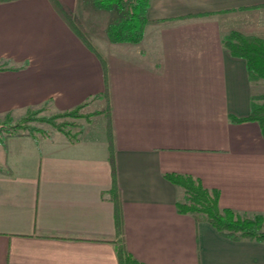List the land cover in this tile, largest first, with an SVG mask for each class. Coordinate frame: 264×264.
Listing matches in <instances>:
<instances>
[{"label":"crops","instance_id":"1","mask_svg":"<svg viewBox=\"0 0 264 264\" xmlns=\"http://www.w3.org/2000/svg\"><path fill=\"white\" fill-rule=\"evenodd\" d=\"M256 2L151 0L149 18H173L148 22L138 43L106 40L107 105L101 58L51 0L0 1V115L43 104L93 113L74 138L0 145V264H119L121 235L147 264H264V242L179 212L183 188L165 177L191 174L219 189L221 207L264 214V135L232 120L249 114L256 85L222 43L231 29L264 37L249 28L253 8L229 10Z\"/></svg>","mask_w":264,"mask_h":264},{"label":"trees","instance_id":"2","mask_svg":"<svg viewBox=\"0 0 264 264\" xmlns=\"http://www.w3.org/2000/svg\"><path fill=\"white\" fill-rule=\"evenodd\" d=\"M51 1L75 33L101 58L105 72V90L102 96L105 98L107 105H109L108 69L104 54L101 53L98 47L86 34L83 24L72 10L62 0ZM99 4L105 8H111L116 5L119 9L124 11L118 21L111 23L107 27V33L112 41L137 42L142 39L144 25L149 21L146 13L150 0H99ZM258 6H264V2L243 5L239 8ZM188 15L190 14H187V16ZM222 43L232 55L243 57L246 60L247 71L251 80L259 78L264 79L263 36L247 34L241 30L231 29L223 36ZM250 103L249 114L241 117L232 115V120L257 121L264 135V95L252 93ZM80 106H82V104L70 110H66L63 114H74ZM108 134L112 142V127L110 123L108 124ZM111 152V160H113V149H111ZM165 177L177 186L183 188V199L176 202V207L179 212L190 213L197 221H208L220 234L232 239L246 238L264 242L263 213L248 214L231 207H221L219 204V189L205 187L200 178L191 174L167 172L165 173ZM117 218L120 219L119 214ZM118 228L122 230L121 223H118ZM117 242L119 264H147L132 255L127 249L122 235L117 239Z\"/></svg>","mask_w":264,"mask_h":264},{"label":"rangeland","instance_id":"3","mask_svg":"<svg viewBox=\"0 0 264 264\" xmlns=\"http://www.w3.org/2000/svg\"><path fill=\"white\" fill-rule=\"evenodd\" d=\"M151 1V0H150ZM84 6L94 10V13L88 16L84 11H79L80 22L83 24L86 34L90 37L92 42L98 47L102 54H105L103 51V45L107 41L112 43L119 42H131L138 43L144 37L145 25L148 22L159 23L167 19H172L173 17H164L151 19L148 17L144 25L143 37L140 41H112L107 33V27L116 21L123 15L122 9H119L116 5L111 8H105L100 6L99 0H83ZM263 3V2H256ZM149 7V6H148ZM240 7V6H239ZM236 7L237 9L229 10H243V8ZM250 13L253 16H250V20L254 23H251L250 30L259 31L264 35V6L250 7ZM148 9V8H147ZM221 10H212L198 15H212ZM211 12V13H209ZM186 15V16H184ZM192 15V14H191ZM195 15V14H194ZM190 16V15H188ZM92 17V18H91ZM187 17V14L176 16L174 18H184ZM229 31L225 32L228 33ZM7 64V61L2 59L0 60V68ZM255 83V93L264 95V79L253 80ZM254 85V84H253ZM91 106L82 105L74 114H63L65 111H55L52 110L47 104L38 105L36 107H31L22 113H9L0 115V145L6 140V138L11 134H24L28 133L34 136H49L51 133L60 131L66 134L69 138H74L79 130V124L83 123L85 120H88L89 117L93 114L91 112ZM51 132V133H50Z\"/></svg>","mask_w":264,"mask_h":264}]
</instances>
